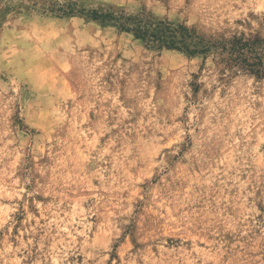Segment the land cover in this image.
Masks as SVG:
<instances>
[{
  "label": "rangeland",
  "instance_id": "374dc122",
  "mask_svg": "<svg viewBox=\"0 0 264 264\" xmlns=\"http://www.w3.org/2000/svg\"><path fill=\"white\" fill-rule=\"evenodd\" d=\"M187 2L0 0V264H264V70L233 51H264V20ZM112 11L187 27L198 53Z\"/></svg>",
  "mask_w": 264,
  "mask_h": 264
},
{
  "label": "trees",
  "instance_id": "16d2710c",
  "mask_svg": "<svg viewBox=\"0 0 264 264\" xmlns=\"http://www.w3.org/2000/svg\"><path fill=\"white\" fill-rule=\"evenodd\" d=\"M50 7H55L52 3ZM61 16L75 15L72 4H64L58 10ZM106 20L113 26L119 27L126 33H133L137 39L151 43H159L168 49L185 50L188 53H198V48L202 41L187 28L181 25H174L170 22L154 21L144 15L128 16L122 11L109 12ZM194 49H191V47ZM207 46L201 47L205 50ZM237 54L238 62L246 64L251 68H260L264 70V51H258L253 47L238 42V46L233 50Z\"/></svg>",
  "mask_w": 264,
  "mask_h": 264
},
{
  "label": "snow or ice",
  "instance_id": "6c2138e0",
  "mask_svg": "<svg viewBox=\"0 0 264 264\" xmlns=\"http://www.w3.org/2000/svg\"><path fill=\"white\" fill-rule=\"evenodd\" d=\"M89 3L93 2V0H88ZM162 2L167 6L168 5V0H162ZM249 4L251 5V11H255L260 14V17L262 20H264V0H249ZM184 8L190 7L189 3L187 0H185V3L183 4ZM261 28L264 29V24H261ZM32 83L40 89H43L45 85L47 84V80L45 77L40 76V77H35L32 78ZM59 119H64L63 117H59ZM122 242V240H121ZM107 243V242H105Z\"/></svg>",
  "mask_w": 264,
  "mask_h": 264
},
{
  "label": "clouds",
  "instance_id": "9594fccd",
  "mask_svg": "<svg viewBox=\"0 0 264 264\" xmlns=\"http://www.w3.org/2000/svg\"><path fill=\"white\" fill-rule=\"evenodd\" d=\"M44 117L42 116L41 119H43ZM150 171V170H149ZM115 228L112 229V232H115ZM112 232H106L104 233L105 236H112ZM117 236L119 235V233L116 234ZM113 239H115L116 237H112ZM102 247H108V243H103Z\"/></svg>",
  "mask_w": 264,
  "mask_h": 264
}]
</instances>
